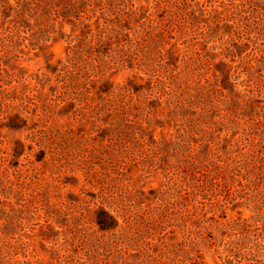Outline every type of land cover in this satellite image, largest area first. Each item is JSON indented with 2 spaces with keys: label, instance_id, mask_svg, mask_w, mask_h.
I'll use <instances>...</instances> for the list:
<instances>
[{
  "label": "rangeland",
  "instance_id": "374dc122",
  "mask_svg": "<svg viewBox=\"0 0 264 264\" xmlns=\"http://www.w3.org/2000/svg\"><path fill=\"white\" fill-rule=\"evenodd\" d=\"M104 27L109 32L103 34ZM138 37L141 44L127 49L141 51L146 60L138 58L151 75L163 74L162 62L168 72H180L181 83L191 78L193 86L199 74L210 71L235 106L250 99L241 114H257L259 122L241 121L228 133L218 127L210 143L196 139L190 149L197 161L195 177L186 178L177 192L167 190L168 181L180 182L171 176L179 164L172 145L160 148L165 151L160 157L135 150L120 176L131 206L124 211L151 220L168 215V210H155L162 199L178 201L184 210L174 217L176 225L186 229L189 214V224L202 233L199 247L187 246L178 253L179 264H229L241 258L259 264L264 258V242L257 238L264 234V0H0L3 263L60 264L56 260L66 254L68 224L88 238L85 248L69 246L71 256L107 264H176L170 250L186 242V230L162 232L158 238L163 242L157 245V240H147L142 248H111L105 245L108 233L95 223L96 207H80L84 196L89 201L94 191L84 187L77 171L74 155L82 152V131L69 132L72 113L87 101L88 92L99 97L105 88L124 86L141 95L147 83L156 80L140 71L135 56L115 60L116 53H125L123 46L134 45ZM72 92L78 101L72 100ZM63 94L68 99L61 102ZM38 106L49 111L41 119ZM147 106L155 112L162 109L155 99L140 104L139 110ZM43 127L52 132L57 150L53 161L35 136H41ZM145 127L149 143H169L175 131V124L165 118ZM103 136L98 132L93 137L98 143ZM27 202L57 210V225L47 227L42 213L35 216L31 207L23 212ZM19 219L24 223H17ZM241 240L247 248L233 258L230 250Z\"/></svg>",
  "mask_w": 264,
  "mask_h": 264
},
{
  "label": "trees",
  "instance_id": "16d2710c",
  "mask_svg": "<svg viewBox=\"0 0 264 264\" xmlns=\"http://www.w3.org/2000/svg\"><path fill=\"white\" fill-rule=\"evenodd\" d=\"M164 28H166L165 25ZM108 29L104 27L102 33L109 32ZM117 35L115 36L116 38ZM143 35L146 38L148 37L146 33ZM90 40H93L92 36ZM139 40L140 42L143 41L142 38L138 37V41L133 42L134 45L123 46L126 50L125 53L120 51L116 55L114 54L115 60L135 56L136 65L140 67V71L148 75L149 80L153 78L156 80L154 82L149 81L147 84L150 86L141 95H136V89L124 86L105 88L99 94V97L90 96L88 92L87 101L84 102L83 106L78 104V108L72 113V130L70 127L69 132H73L75 128H80L82 131L78 136L82 145V152H77L74 155V159L79 162L77 171L81 173L84 187L94 191L91 200L87 201L86 196H84L85 200L81 201L80 207H96L95 223L101 232L108 233V237L104 240L107 243L105 245L111 248H127L132 244L142 248L141 244L147 240H157V242H154L157 245L158 242H163V237L158 238V235L162 232L170 230L171 233L175 234L178 230H186V233L182 234L186 242H180L181 247L179 249L174 247L175 251L173 249L170 250L172 251V258L176 261V264H179L178 253L187 246L199 247L198 241L202 237V233L198 230L199 228L196 229L192 226L189 214H187L186 229L182 228L181 230L176 225L174 217L178 215L179 210L184 209H182L183 206L178 207L179 203L174 198L162 199L161 204L155 209L168 210L169 213L166 216L147 220L127 215L124 210H131V206L125 200L124 192L122 191L120 176H122L123 169L128 164V160L133 158L135 150L143 155L160 157L165 153L160 148L172 145V152L179 158V164L176 169L172 170L171 176L180 182L172 183L168 181L167 190L177 192L181 190L179 187L180 183L183 184L186 178L188 180L192 176L195 177L196 171L193 167L197 164V161L194 159L195 157L190 152V149L195 148L196 139L200 140L201 143H210L209 139L217 133L218 127L223 129L221 131L228 133L227 129L238 127L241 121L247 124L257 120L255 117L257 114L250 117L243 116L241 113H245L244 106L251 102L250 99H246L245 105L235 106L231 96L218 86L215 76H210V71L202 75L199 74V79L195 80L193 86H190L191 78L186 79V84L181 83L182 77L180 76L179 79L177 77L181 75L180 72L174 73V70L168 72L169 67L162 62L161 72L163 74L158 76L151 75V70H148L138 58L140 56L143 62L146 60L141 51L135 50L136 54L129 53L128 49L141 44ZM201 62L204 65L202 60ZM161 79H163V84H161ZM160 85L161 88H158ZM159 93L162 94L154 97ZM62 96L60 98L61 102L64 99H68L64 94ZM155 99L162 106L160 111L155 112L148 106L139 110L140 104H148ZM72 100L78 101L77 94L74 92H72ZM35 106L37 108V105ZM38 108L40 109L38 119H41L49 112L47 108L42 106H38ZM159 118L168 119L175 124V131L170 135L169 143H149L143 136L146 127L142 129V126L148 125L153 119ZM257 122L259 121L257 120ZM74 124L75 126H73ZM48 129L43 127L41 136L38 133L35 136L40 140L41 150L47 152L49 159L53 161L57 158V150L53 147L52 132ZM98 132H103L104 140L97 143L96 138L93 136ZM36 143L38 145V142ZM72 145L74 146V140H72ZM72 151L74 154V149ZM258 151L260 152V150ZM261 154H264V152ZM2 180L4 178L0 176V181ZM27 204L28 202L21 206L23 212L31 207L34 214H36L35 216L38 213H42L41 215L45 219L44 222L47 227L57 225L59 218L57 210H48L47 208L44 210L37 202L32 205ZM0 206H5V204L0 203ZM78 210H82V208ZM16 222L19 224L24 223L21 219L16 220ZM141 225H143L142 228ZM72 227L74 226L66 224V229H68L65 233L67 240L63 247V251L66 254L61 255L56 261H59L60 264H107L99 260H89L77 255H70L69 246L85 248L86 244L84 242L87 238L84 233H80L76 229L73 230ZM193 235H197V239L193 238ZM257 238L264 242V234L258 235ZM239 243H236L230 250L233 258L239 254L241 249L247 248V245L242 240ZM151 245L153 246V243ZM104 247L106 246H99L101 249ZM168 247V245H165L164 248L167 249ZM163 255L160 254V256ZM4 258V252L0 249V264H5L1 261ZM185 261L184 259L183 262ZM249 261V258H241L239 261L232 263L230 260L229 264H250ZM257 262L264 264V258L261 261L257 260ZM185 264L188 263L185 262Z\"/></svg>",
  "mask_w": 264,
  "mask_h": 264
}]
</instances>
